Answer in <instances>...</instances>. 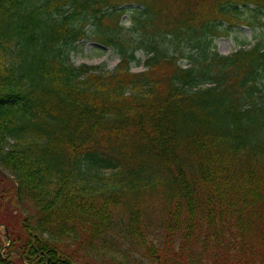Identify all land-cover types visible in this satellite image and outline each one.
Instances as JSON below:
<instances>
[{
  "label": "trees",
  "instance_id": "trees-1",
  "mask_svg": "<svg viewBox=\"0 0 264 264\" xmlns=\"http://www.w3.org/2000/svg\"><path fill=\"white\" fill-rule=\"evenodd\" d=\"M237 23L264 40V0H0V175L19 206L1 216L22 231L0 220V264H76L78 240L123 264H264V42L213 46ZM87 26L113 71L67 63ZM105 171L118 188L92 184ZM149 190L162 241L139 230Z\"/></svg>",
  "mask_w": 264,
  "mask_h": 264
},
{
  "label": "rangeland",
  "instance_id": "rangeland-1",
  "mask_svg": "<svg viewBox=\"0 0 264 264\" xmlns=\"http://www.w3.org/2000/svg\"><path fill=\"white\" fill-rule=\"evenodd\" d=\"M130 8H135V6H130ZM129 15L126 14L125 16H121L120 18V25L122 27H130L131 23L129 20ZM251 23V22H247ZM239 25H235L233 28L230 29V32H228L227 35L219 38H215L213 40V46L215 51L219 55H229L235 50L239 48L241 45H245L247 48L251 47L255 42L261 41L262 38L259 37V34L261 33L260 30L257 28H253L251 25L237 23ZM86 29H89V33L87 34V38L79 41L74 48L73 52H70V56L68 57V64H71L73 66H78L81 64H87V65H97L102 68V72H110L113 70L116 65L118 64L120 57L117 54V52L114 50V46H108L105 47L98 43L96 40V36L94 31L90 28V26H87ZM138 28H136L135 32L132 34L135 36L136 31ZM146 45V44H145ZM144 47V45H142ZM144 55L143 51H137L135 53V57L141 58ZM135 62H130L131 72H139L142 71V66H135ZM181 67H185V61L181 60L179 63ZM108 171H105L101 174H99L97 177L94 178V181H92V184L102 186L106 183V185L110 186V189H113L114 187L118 188V186L121 184V182H118L117 178L109 177ZM110 180H109V179ZM16 188V183L14 182L13 178L9 173L1 172L0 175V217L1 212L4 210V208H8L10 210L18 209L19 206L16 203V200L14 198V191ZM14 195V196H13ZM124 197V194H123ZM129 200V198L127 199ZM139 207V203L137 205ZM164 203L162 201V197L159 193H155L152 190H149L147 194H145L140 199V216H139V230H141L145 237V242L149 240L153 241H162L163 236V229H162V222H161V215L163 212ZM118 213L121 214V207H118L115 211V222L117 219ZM0 220H3L11 225V229L14 232V235L20 236L21 231V223L18 224V222H21L20 218H17V213L13 212V214H10L9 216H3ZM6 225L4 223L0 222V238L3 241L4 235H5V227ZM114 243H116L114 241ZM117 244V243H116ZM4 248L1 247L0 252L3 253L8 245L6 244V241H4ZM120 248H124L123 243L117 244ZM6 247V248H5ZM118 247V249H119ZM79 245V240L76 243H70L69 248H67V252L73 251L75 254L74 259L76 261V264H119L118 260L122 261L123 264L125 263V259H122V251L117 250L116 253H106L104 252L102 254V258H94V255L92 253H84ZM7 251V250H6ZM119 253L118 255H116ZM110 256L112 258H118L114 263H111L109 260ZM132 257L139 258L140 255L138 254L137 248H134L132 253ZM132 264V263H131ZM135 264H148V262L139 260Z\"/></svg>",
  "mask_w": 264,
  "mask_h": 264
}]
</instances>
